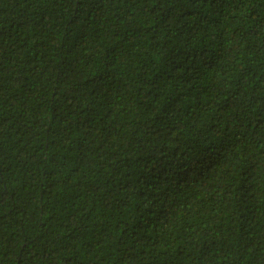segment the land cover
<instances>
[{
  "label": "trees",
  "instance_id": "1",
  "mask_svg": "<svg viewBox=\"0 0 264 264\" xmlns=\"http://www.w3.org/2000/svg\"><path fill=\"white\" fill-rule=\"evenodd\" d=\"M0 264H264V0H0Z\"/></svg>",
  "mask_w": 264,
  "mask_h": 264
}]
</instances>
